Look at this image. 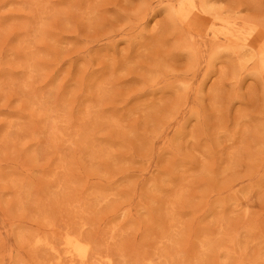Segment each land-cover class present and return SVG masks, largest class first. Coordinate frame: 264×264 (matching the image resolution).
<instances>
[{"label": "rangeland", "instance_id": "obj_1", "mask_svg": "<svg viewBox=\"0 0 264 264\" xmlns=\"http://www.w3.org/2000/svg\"><path fill=\"white\" fill-rule=\"evenodd\" d=\"M0 264H264V0H0Z\"/></svg>", "mask_w": 264, "mask_h": 264}]
</instances>
